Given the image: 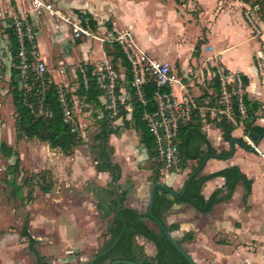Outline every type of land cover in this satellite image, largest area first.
<instances>
[{"label":"crops","instance_id":"0c3cea01","mask_svg":"<svg viewBox=\"0 0 264 264\" xmlns=\"http://www.w3.org/2000/svg\"><path fill=\"white\" fill-rule=\"evenodd\" d=\"M48 1L57 4L69 13L81 11L89 13L97 22L101 32L119 30V16L127 17V22L135 28L140 45L153 56L169 61L175 67L183 83L186 84L188 93L194 97L196 102L197 97L203 94L205 89L201 86L198 75L205 65L206 55H216L218 60L213 61L207 68L211 67L210 69L214 70V65L220 63L234 73L245 75L248 78L245 93L252 100L264 101V72L260 76L261 66L258 68L254 61V51L257 50V46L252 39L249 26L238 9L217 11L208 24L210 33L207 38L210 37V41L202 46L200 54H196L195 46L199 42L202 44V39L204 40L203 36L199 38L203 29H200L198 35H195V39L189 44L186 32L194 24L188 22V15L184 17L181 11L174 7L165 12L163 4H169V2L162 3L161 6H153V9L157 10L154 12L153 19L149 21V13L146 12V9L151 6V3L142 7L140 4L119 6V0ZM238 3L243 5L239 0ZM10 5L13 6L16 13L30 14L29 0L27 3L26 0H0V10L5 11ZM141 9H143L144 15L139 12ZM4 16H6L5 19L0 20V50L6 49L9 42L7 36L9 26L6 23L13 22V19L7 17L6 13ZM171 20L177 24L172 26L173 30H170ZM38 26L40 28L39 49L47 61L50 78L57 84H68L69 79H76V68L80 63H98L110 58L104 45L101 43H99L100 46L95 45L97 41L87 40L74 43L67 25L48 13L39 17ZM215 29L218 33L216 39H214ZM163 34L167 37H162ZM46 37L50 40V46ZM220 42L224 44L222 47L218 46ZM245 42L251 43L248 51L238 50L240 44ZM58 46H61L60 51L56 49ZM75 47L82 56L78 61L71 55V51ZM50 49L56 52L50 54ZM258 54L262 55L261 52ZM58 66L60 69L67 68L66 72L61 73ZM120 70L125 72V70ZM57 73L63 76L61 81L55 80ZM208 79L211 77L208 76ZM208 90L212 93L210 87ZM174 92L179 98L185 95L179 84L175 85ZM197 104L202 115L210 112L211 118H213L218 113L216 106L199 105L198 102ZM263 121L264 118H260L258 123L263 125ZM204 122L203 130L212 145L218 151L229 150L230 144L223 140L222 131L212 122ZM130 131L134 132L135 136L124 133ZM112 136H116L112 140L113 146H116L112 160L118 163L122 169L120 183L122 190L127 192L125 205L146 212L154 183L152 180L155 166L153 159L150 158L147 147L145 148L140 142V136L135 129L130 130L121 126L119 135ZM233 136L235 138L245 137L242 125L233 131ZM259 144L261 145V142ZM238 148L243 147L236 144L235 154L231 158L210 157L201 174H210L228 166H239L253 180L252 190L246 202H244L246 188L244 183L240 182L232 197L218 202L209 213H203L187 203H175L165 215L167 225L179 224V229L173 231L175 237L182 238L187 233H193L194 238L186 241L183 246L199 264H264V244H262L264 241V224L262 222L264 216L260 214L262 210L259 209L263 205L264 210V201L262 202L260 199L264 194V170L262 167L255 168L247 164L243 156H239L236 164L226 165L223 163L225 160H232L238 152ZM63 155L69 161V166L73 168L72 178L75 180L84 178L88 182L95 180V176L99 175L106 182L100 187H94L93 184L87 186V182L84 185L69 184L59 196H55L56 201L35 203L33 205V209H37L35 215L33 216V212H27L28 231L36 240L35 246L48 264H89L92 257L98 252L99 237L106 231L114 216V213H111L110 216L103 218L104 211L98 208L100 200L98 195H103V188L110 190L111 175L107 171H98L95 163L88 162L86 159L88 156L79 155L78 150L77 155L64 153ZM258 159L261 160V158ZM52 160L56 161V159ZM194 165H197L196 160L189 161L188 167L173 177L171 187L180 191ZM164 179L162 175V181ZM225 181V178L221 176L208 180L203 187L205 198L208 199L218 188L224 189L220 196H225L227 194L224 187ZM241 185L243 188L240 191ZM257 193L261 196L258 197L256 204H253L251 200ZM46 194H52V190ZM147 200L148 204L146 205ZM110 203V198L106 195V207ZM0 236V264L36 263V256L29 249L28 239L21 232L5 233ZM20 238L24 243H15ZM103 239L105 241L106 237ZM243 242L249 243V246L242 244Z\"/></svg>","mask_w":264,"mask_h":264},{"label":"trees","instance_id":"16d2710c","mask_svg":"<svg viewBox=\"0 0 264 264\" xmlns=\"http://www.w3.org/2000/svg\"><path fill=\"white\" fill-rule=\"evenodd\" d=\"M240 1L247 4L252 3L253 8L258 6V9L254 12H260L261 16L264 18V0ZM92 23L96 25V21L93 20ZM7 31L9 32V42L13 53L10 92L13 95V104L16 112L18 138H37L42 142L48 143L51 148L60 149L66 155L73 154L77 148L85 143V140L80 134L72 130V122L65 121L63 107L58 98V85L52 82L47 84L43 91L45 106L51 111L52 115L37 117L33 113L30 104L38 106V85H33L30 93L25 95V89L22 88L20 84V69L17 58V41L15 33L12 28H9ZM199 49L200 42L195 46V53L198 52ZM107 54L113 57L112 62L116 68H118L119 61L125 67L126 75L124 85L132 93L134 105L132 117L130 119L126 117L127 111L124 109V106L122 107V125L115 127L113 126L107 110H105L102 116L98 114V110H103L104 108L100 101L102 91L97 87L96 83L92 82L87 91L82 85L77 87V92L79 94L87 95V99L93 108V115H95L96 121L98 122V129L92 137L96 168L98 171H107L110 173L113 186V190L103 188V195H98L100 197L98 208L104 211L102 214L103 218L114 213L110 225L103 233L106 237L105 243L98 252L108 249L113 244L115 245L106 254L98 257L93 264H110L114 260H128L139 264H191L168 240L159 226L150 219L148 209L146 212H141L136 208L125 205L127 192L122 190V184L120 183L122 169L118 163L112 160L115 149L110 143V138L114 134H119L121 126H132L135 128L140 136V142L143 146L147 147L149 156L153 159L155 164L152 175L153 182L162 181L161 165L163 164L160 159L157 160V157L159 158L157 142L144 120V114L146 112L151 113L156 110L154 97L156 83L153 79H148L144 85L143 99L135 96V90L130 84L132 79L131 67L123 51L119 47L113 46V51H109ZM242 76L244 84L248 85V78L243 74ZM211 81L212 82H209V87L212 93H210L208 89H204L203 94L197 97V102L199 105L219 107L221 85L218 78H211ZM243 102L246 107V116H242L239 110L238 98L236 96L233 97L234 120H231L226 114L218 113L211 118L210 112H206L204 115H202L198 109L193 112L190 120L180 128L177 138L181 154V162L178 165L180 171L188 167L189 161L196 160L197 165L192 167L189 173L190 177L195 170L201 166L206 157L210 158L216 155L228 156L231 154V149H222L218 151V149L212 145L207 134L203 130L204 121L212 122L218 127L222 131L223 140L226 142L230 143L231 139L234 138L233 131L237 129L239 125L243 126L246 136L251 137V139L257 141L258 144L261 142L258 135L264 133V125L259 124L258 120L262 117L260 111L263 110L264 104L261 101L250 99L246 93L243 95ZM236 139L247 148H252L253 146V144L247 142L243 137H238ZM0 146L6 156L13 155V149L6 143L3 142ZM20 161V158H17L16 161L9 166L8 173L10 178L8 182L12 187L14 196L23 199L25 184H19L17 180V175L20 172ZM201 172L202 170L189 181L186 193L181 198H173L164 189L159 188L157 190L153 213L165 223L168 230L172 233L179 229V224L167 225L165 222V215L171 210L175 203H187L203 213H209L218 202L230 199L240 182H243L246 188L244 202H246L247 197L251 193L253 180L237 165L228 166L210 174H201ZM219 176L224 177L226 180L224 187L227 190V194L225 196H220L224 189L218 188L206 199L203 195L205 183ZM42 177L43 180H45V176L42 175ZM29 179L31 180V178ZM186 182L187 180L184 186ZM40 187L44 193H49L52 190V185L48 182H42ZM183 188L177 192L180 194ZM115 194L116 198L112 199L109 206L106 207V195L109 198H113ZM149 221L152 222L153 225H150ZM28 223L29 220L26 218L21 234L27 237L29 249L36 256L35 264H48L47 260L40 255L35 246L36 240L28 231ZM119 236L120 238L117 241ZM138 236H143L155 245L156 252L154 255H149L147 253L145 246L138 242ZM193 238V233H187L182 238H177V240L184 248L183 244ZM117 264L125 263L121 262Z\"/></svg>","mask_w":264,"mask_h":264},{"label":"built area","instance_id":"2783aa9c","mask_svg":"<svg viewBox=\"0 0 264 264\" xmlns=\"http://www.w3.org/2000/svg\"><path fill=\"white\" fill-rule=\"evenodd\" d=\"M31 5L30 14L16 13L13 6L10 5L7 10H0V20L11 17L13 22L8 24L7 29L12 28L17 41V58L20 69V84L25 89V95L29 94L32 86L37 84L39 94L38 106L30 104L33 113L37 116H51V111L45 106L44 90L47 84L52 83L49 76V69L46 59L39 49L40 28L38 19L46 13L62 21L67 25L71 40L74 43L79 41H99L102 45L109 43L119 47L128 61L132 79L131 86L135 90V96L143 99L144 85L148 79H153L156 83L154 93L156 110L144 114V120L150 132L154 135L157 142L158 156L162 164V175L164 181L173 178L180 170L178 165L181 162L179 143L177 141L180 128L185 125L198 109V104L188 91L186 84L183 83L175 67L166 60L159 59L144 49L138 42L134 32L130 29L112 30L101 32L97 22L89 13L66 12L62 7L48 0H29ZM247 18L255 15L251 9L246 11ZM9 39V33L7 34ZM4 50H0V79L10 80L11 69L13 66V53L10 42ZM215 56H209L204 60L203 69L199 72L200 82L211 78H218L221 85V95L224 107H216L220 114H226L231 120L233 118V97L238 98L239 110L242 116H246V107L243 102L246 85L241 73H234L228 70L223 64L216 63L214 70L207 68L213 63ZM209 62H211L209 64ZM210 67V66H209ZM61 73L66 69L62 67ZM125 72L116 68L112 60L104 59L98 63H82L79 71L76 72V87H70V84L58 85V98L63 107L64 118L66 122H72V130L77 132L86 141L88 125L83 124L78 118V112H84L86 116L93 115L92 105L89 103L86 94H79L77 87L82 85L87 91L92 82L102 91L100 101L103 110H98L99 116H102L107 110L110 119L115 127L123 121L121 115L122 107L127 111L126 117L130 119L133 112V95L124 85ZM179 84L185 95L179 98L174 87ZM0 92L8 93L0 86ZM264 111V105H263ZM146 148V147H145ZM258 148H256L257 151ZM171 178V179H172Z\"/></svg>","mask_w":264,"mask_h":264},{"label":"rangeland","instance_id":"374dc122","mask_svg":"<svg viewBox=\"0 0 264 264\" xmlns=\"http://www.w3.org/2000/svg\"><path fill=\"white\" fill-rule=\"evenodd\" d=\"M167 2H169V4H163V6L166 9L164 10L165 12L170 10V8L174 7L178 11H181L184 17L185 15H188V22L194 24L191 25L192 27H189L186 32V39L189 41V44L193 39H195V35H198L200 29L201 28L203 29V33L199 35V38L203 36L204 40L202 39V44L200 43V50L196 52V54L197 53L200 54V52L202 51V46H205L208 43V41H210V37L207 38V35L210 33V29H209L210 27L208 24L212 21L213 16L217 13V11L221 9L232 10L231 8L238 9L242 13L246 21V24L249 26L251 31V36L253 37L252 39L257 46V50L254 51L255 52L254 61L258 66V68H260L261 66V69H259V74L260 76H262V73L264 72V18L261 16V13L257 11L254 16H251V19H248L246 14V11H248L249 9L253 11L257 10L258 6H255L253 8L252 3L247 4L240 1L243 3L242 5L238 3V0H119V6L122 5L136 6L137 4L138 5L140 4L142 7H144V6H148L151 3V6L147 7L146 9V12L149 13L148 15L149 21H151L154 17L155 10H157L156 8L153 9V6L154 7L161 6L162 3H167ZM139 12L143 14V9L139 10ZM126 18L127 17L125 16L124 17L119 16V30L130 29L134 32L136 36L135 28L132 26V24L127 22ZM137 18L140 19L139 17ZM170 24H171L170 30H173L172 26L177 25L176 22L174 21L172 22V20L170 21ZM216 30L217 29H215L214 31V39H216V36L218 34L216 33ZM164 36L167 37V35L163 34L162 37ZM46 38L48 40V45L50 46V40L48 37ZM92 41H96V40H92ZM222 41H224V39H222ZM97 42L95 43V45L100 46L99 45L100 42L99 41ZM223 45H224L223 42H220L218 44L219 47H222ZM250 45H251L250 42L241 43L240 46L238 47V50L248 51ZM104 47L106 53L109 51H113V47L109 43H106ZM53 48L55 49L56 47ZM56 49H59L60 51L61 46H58V48ZM55 52H56L55 50L50 49V54H54ZM259 52L262 53L261 56H259L258 54ZM71 55L74 56L77 61L82 58L81 54L79 53L78 49H76V47L72 49ZM212 56H215L214 60L218 61L216 55H212ZM208 57L209 56L206 55L204 60H206ZM109 59L112 60L113 57L110 56ZM210 63L211 62H209V64ZM81 65L82 63H80L77 66L76 68L77 72L79 71ZM118 68L122 70H126L125 67L120 63V61L118 64ZM62 79L63 76L61 74L58 73L55 74L56 81H61ZM209 82H212L211 79H205L204 82H201V86L205 89H209V85H210ZM68 83L70 84V87L77 86L76 79L74 80L69 79ZM0 86H2L3 91H5L7 88L10 89V80H7L6 78H1ZM219 107H224V103L222 102V95H220ZM260 115L262 116L261 118H264L263 110L260 111ZM77 116L83 124L88 125V128H87L85 143L82 144L79 148H77L75 152L71 155H77V150H78L79 155L83 154L88 156L86 157V159H88V162L92 161L95 163L96 166V162L94 160L95 154L93 149L94 142L92 137L96 132V130L98 129V122L96 121L95 115L89 117L86 116L84 112L81 113L78 112ZM262 123L264 125V121ZM126 128L130 130L135 129L132 126H127ZM124 133H126L127 135L133 134L135 136V133L134 132L132 133L131 131ZM115 137L116 136H111L110 138V143L112 145L114 144L112 140ZM244 138L247 140V142L253 144V142L248 138V136L245 135ZM3 142L13 149V155L6 156L0 146V234H5V233L14 234L21 232L27 217V212H33V216L35 215V212H37V209H33L34 208L33 205L35 203L41 201H52V200L56 201L55 196H59V194L63 192L64 188L67 185L68 186L69 184L84 185V183L87 182L85 181L84 178L78 180L72 178L73 168L69 166V161L65 158V155H63V152L60 149L51 148L48 143L42 142L37 138H33V139L18 138L16 112L13 104V95L11 92L5 94L3 92H0V145ZM114 147H115L114 149L116 150L115 145ZM256 148H258L256 152L255 151L251 152L245 148H238L237 150L238 152L236 153L235 157L232 160H225L223 161V163H225L226 165L236 164L238 163L237 161L239 156H243V158L246 159L247 164L255 168H258V166L259 168L262 167L264 170V138L261 140V145L258 144ZM118 157H119V153H118ZM17 158H20L21 160L20 172L17 175V180L19 184H25V193L23 199L14 196L12 192V187L8 182L10 178V175L8 173V168L11 164H13L16 161ZM258 158H261V160H259ZM52 159H56L57 162L53 161ZM157 160H159L158 157ZM161 166H162L161 168V172H162L164 165ZM42 175L45 176V180H43ZM29 178H31V180ZM171 178L165 181L168 182L170 186H172L171 181L174 180L173 178L172 179ZM94 179L95 180L88 181L87 186L93 184L94 187L95 186L100 187L102 186V184L106 182L99 175H96ZM256 181L258 182L257 178ZM42 182H48L50 183V185H52V194L48 195L43 192V190L40 187ZM241 188H243L242 185L239 188L240 191ZM259 196L261 195L257 193V195L251 200V203L256 204V201ZM260 199H262V202L264 201L263 200L264 194ZM147 204H148V200L146 202V205ZM259 209L262 210L260 214L264 216L263 205L260 206ZM262 222L264 224V221ZM103 237H105L103 234L102 236L99 237L100 245L98 247V250L102 248L103 244L105 243ZM19 242L21 244L24 243V241H22L21 238L19 241H16L15 243H19ZM242 244L249 246L248 245L249 243L246 242H243ZM262 244H264V241L262 242Z\"/></svg>","mask_w":264,"mask_h":264},{"label":"water","instance_id":"95a60500","mask_svg":"<svg viewBox=\"0 0 264 264\" xmlns=\"http://www.w3.org/2000/svg\"><path fill=\"white\" fill-rule=\"evenodd\" d=\"M250 136V135H249ZM252 142H253V146L252 148H247L244 145H242L241 143H239L237 141V139L234 137L231 139L230 141V149H231V154L228 156H221V155H216L214 157H224V158H231L236 151V144L241 145L243 148L253 152L256 150V147L258 146V142L254 141L253 139H251V137H248ZM259 140H262L264 138V133L263 134H259L258 135ZM209 160V157H206L203 161V163L201 164V166L195 170V172L187 179V182L182 190V192L179 194L174 188H172L169 184L163 182V181H157L155 183H153L152 188H151V194H150V199H149V205H148V213L150 216V219L156 223L159 228L165 233V235L167 236L168 240L174 245V247L191 263V264H199L178 242L177 238L173 235V233L171 231L168 230V228L166 227L165 223L160 220L159 218H157L154 213H153V207L155 204V200H156V195H157V190L159 188L166 190L173 198H181L185 195L186 193V188L187 185L189 183V181L195 176L197 175L201 170H203V168L205 167V164L207 163V161ZM110 189L113 190V186H112V177H111V182H110ZM117 194V193H116ZM116 194L114 195L113 198H110V201L114 198H116ZM111 222V221H110ZM150 225H153L152 222L149 221ZM110 225V223H109ZM108 225V226H109ZM120 236L117 238V241L119 240ZM137 240L140 244H143L146 248V251L149 255H154L156 252V248L155 245L148 241L146 238H144L143 236H138ZM115 244H113L111 247H109L108 249L98 252L97 254H95L92 259L90 260L89 264H93L94 261L100 257L103 254H106ZM125 263V264H139L137 262L134 261H128V260H114L112 261L110 264H117V263Z\"/></svg>","mask_w":264,"mask_h":264}]
</instances>
